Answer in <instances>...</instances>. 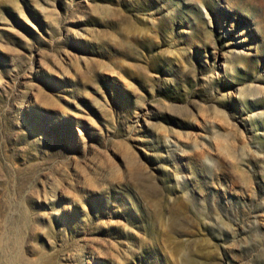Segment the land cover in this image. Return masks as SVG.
<instances>
[{
    "label": "rangeland",
    "instance_id": "obj_1",
    "mask_svg": "<svg viewBox=\"0 0 264 264\" xmlns=\"http://www.w3.org/2000/svg\"><path fill=\"white\" fill-rule=\"evenodd\" d=\"M0 264H264V0H0Z\"/></svg>",
    "mask_w": 264,
    "mask_h": 264
},
{
    "label": "bare ground",
    "instance_id": "obj_2",
    "mask_svg": "<svg viewBox=\"0 0 264 264\" xmlns=\"http://www.w3.org/2000/svg\"><path fill=\"white\" fill-rule=\"evenodd\" d=\"M242 35L244 37L243 33H239V34L234 35L235 38H234L233 44H235V46H234L235 50H239L241 48L240 45H243L244 43H246V40L242 38Z\"/></svg>",
    "mask_w": 264,
    "mask_h": 264
}]
</instances>
